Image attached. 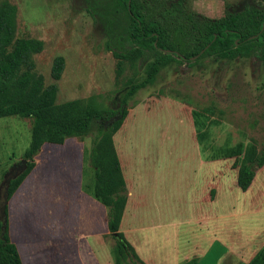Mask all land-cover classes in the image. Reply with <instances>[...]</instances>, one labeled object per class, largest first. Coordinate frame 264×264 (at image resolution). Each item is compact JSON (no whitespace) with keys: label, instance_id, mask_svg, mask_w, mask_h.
Wrapping results in <instances>:
<instances>
[{"label":"rangeland","instance_id":"1","mask_svg":"<svg viewBox=\"0 0 264 264\" xmlns=\"http://www.w3.org/2000/svg\"><path fill=\"white\" fill-rule=\"evenodd\" d=\"M0 1L17 9L16 38L43 43V50L33 60L45 85L55 83L50 76L53 59H65V69L56 82L58 104L96 96L103 105L119 108L125 85L141 81L153 61L155 53L144 52L133 63L125 62L123 74L116 76L118 60L106 43L112 32L121 34L128 23L127 12L117 0ZM137 1L147 7L150 18L161 23L166 9L176 2ZM185 1L190 12L210 19L246 7L264 9V0ZM185 31L188 34V28ZM123 43L127 49L132 46L129 41ZM125 107L128 114L119 131L127 137L120 151L128 163L135 162L137 155H141L140 161L156 162V178L149 187L151 194L156 193L152 196L156 203L165 205L162 194H166V204L175 205L176 177L184 179L186 172L178 173L180 165L212 161V172L220 177L219 171H224V178L216 181L223 185L212 208L215 216L207 220V227H212L214 237L230 252L246 261L264 242V165L256 168L246 192L232 188V182L247 148L254 147L264 155V64L255 57L232 61L199 57L191 63L177 58ZM29 142L28 120L0 118V200L5 176L22 167ZM91 143L86 137L68 139L62 145L46 144L36 156L35 167L8 200L9 236L23 264H115L116 239L107 228L108 212L90 204L92 219L79 217L83 205L77 198L69 200L67 194L80 185L93 192L87 157ZM148 213L146 229L165 223L166 215L154 210ZM193 217L192 210L168 217L164 232L173 261L185 260L187 242L183 237L191 232ZM207 235L212 238L209 230Z\"/></svg>","mask_w":264,"mask_h":264},{"label":"trees","instance_id":"2","mask_svg":"<svg viewBox=\"0 0 264 264\" xmlns=\"http://www.w3.org/2000/svg\"><path fill=\"white\" fill-rule=\"evenodd\" d=\"M117 3L126 10L128 23L121 34L112 32L111 41L106 43V49L118 60L116 76L123 74L125 62L133 63L144 52L155 53L145 77L125 85L119 108L103 105L96 96L58 104L56 82L65 69V59L62 56L53 59L50 76L55 83L45 85L43 76L35 71L33 60L43 50V43L16 38L17 9L7 1H0V118L17 117L30 124V142L22 155L25 170L10 181L7 201L35 167V158L46 144L62 145L68 139L90 137L92 146L87 157L94 179L92 194L108 212L107 228L116 239L114 262L144 264L120 231L127 196L114 136L128 114L125 106L139 90L152 85L160 70L177 58L191 63L194 57L229 61L255 57L264 64V9L246 7L210 19L190 12L185 0H176L162 15L164 22L161 23L150 18L147 7L137 0H117ZM124 41H129L131 48L124 47ZM243 160L236 182L245 192L253 182L256 168L264 165V155L250 147ZM3 214L0 212V264H23L9 236L7 205ZM248 264H264V244Z\"/></svg>","mask_w":264,"mask_h":264},{"label":"crops","instance_id":"3","mask_svg":"<svg viewBox=\"0 0 264 264\" xmlns=\"http://www.w3.org/2000/svg\"><path fill=\"white\" fill-rule=\"evenodd\" d=\"M125 137L127 136L124 135L123 131H118L114 136V144L120 159L127 196L120 231L126 241L133 247L139 259L144 264H248L250 259L261 249L264 242L259 243L260 246L257 251L253 252L245 261L239 259L235 251L230 252L226 245L214 237L212 227H207L209 226L207 220L215 216L212 208L215 199L220 196V186L223 185L216 181L222 179V176L225 175L224 171H219L220 177L212 172L214 166L212 161H205L204 163H194L192 161L188 162V166L187 164L180 165L178 173H183V170L186 172L184 179L176 177L175 185L173 184L174 194L177 195L174 196L176 203L173 207L167 205V195L162 194L166 201L165 205H161L152 200V196L156 193L152 192L151 194L149 190L152 182L154 183L156 162L140 161L138 159L142 157L137 155L135 162L128 163L120 151V144L124 143L125 140L123 139ZM119 138L121 139L119 140ZM228 170L226 166L225 171L228 172ZM196 176L199 178L198 181ZM232 185V188H239L236 181L232 182ZM197 186L198 188H196ZM137 191L140 193L137 194ZM89 193L92 194L90 190L80 185L79 188H72L67 194L69 200L77 198L76 202L83 205L79 217L84 216L92 219L93 214L92 209H89L90 204L92 206L96 205L98 211L104 209L107 212V209ZM223 193L221 192V197ZM148 196L150 197L148 198ZM150 210H154L156 214L162 217L166 215L165 223L158 224V227L150 228L149 226L146 229L147 225L144 220ZM189 210L193 211L194 217L190 225L191 232L183 237L187 242V253L184 254L185 260H183V263H180L177 260L173 261L170 257L172 253L166 249V242L169 240L164 231L166 225L169 226V222H167L169 216L177 214L183 216V213ZM96 215L99 218V214ZM208 230L212 238L207 235ZM175 236L178 237L177 233ZM232 258H234V261H232Z\"/></svg>","mask_w":264,"mask_h":264},{"label":"water","instance_id":"4","mask_svg":"<svg viewBox=\"0 0 264 264\" xmlns=\"http://www.w3.org/2000/svg\"><path fill=\"white\" fill-rule=\"evenodd\" d=\"M195 58H197V57H194L193 59H195ZM25 163H26V161L25 160H22L21 161V166L22 167H19L18 166L14 170H11L5 176V179H4V182H3V184L6 185L5 192H4V195L2 197V200H0V212L2 213V215H4L3 213H4L5 207H6L7 202H8L7 201V189H8L9 183H10L11 180L15 179L17 176H19L23 172V170L25 169V166H26ZM114 236H115V234H114Z\"/></svg>","mask_w":264,"mask_h":264},{"label":"flooded vegetation","instance_id":"5","mask_svg":"<svg viewBox=\"0 0 264 264\" xmlns=\"http://www.w3.org/2000/svg\"><path fill=\"white\" fill-rule=\"evenodd\" d=\"M195 59H196V58H195ZM195 59H194V60H195ZM194 60H193V61H194Z\"/></svg>","mask_w":264,"mask_h":264}]
</instances>
